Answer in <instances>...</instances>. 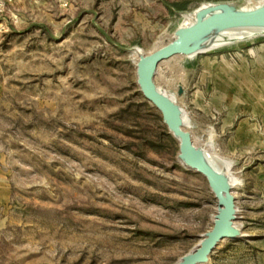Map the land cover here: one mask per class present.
<instances>
[{"label": "rangeland", "instance_id": "rangeland-1", "mask_svg": "<svg viewBox=\"0 0 264 264\" xmlns=\"http://www.w3.org/2000/svg\"><path fill=\"white\" fill-rule=\"evenodd\" d=\"M14 0L0 14V264H174L216 201L138 92L135 55L203 4ZM258 1V0H252ZM186 3V10L173 4ZM186 131L236 180V225L209 264H264V39L160 64ZM179 89L182 94L177 95Z\"/></svg>", "mask_w": 264, "mask_h": 264}, {"label": "water", "instance_id": "water-1", "mask_svg": "<svg viewBox=\"0 0 264 264\" xmlns=\"http://www.w3.org/2000/svg\"><path fill=\"white\" fill-rule=\"evenodd\" d=\"M262 39L264 0H247L244 4L220 2L203 4L185 14L171 39L151 53L143 54L136 49L139 52L135 58L138 92L160 114L168 134L177 143L179 163L205 180L216 201L210 230L193 250L174 264H209L212 254L223 241L240 240L246 235L236 225L238 217L234 187L226 166L207 150L194 144L184 127V109L155 82L158 67L175 58L192 59ZM181 94L182 89H179L177 95Z\"/></svg>", "mask_w": 264, "mask_h": 264}, {"label": "bare ground", "instance_id": "bare-ground-1", "mask_svg": "<svg viewBox=\"0 0 264 264\" xmlns=\"http://www.w3.org/2000/svg\"><path fill=\"white\" fill-rule=\"evenodd\" d=\"M139 52L136 50L135 52H134V55H135V58H136V55L138 54ZM184 127H185V129H186V127L188 126V121H187V119L186 118H184ZM226 168H227V171L229 172V174H230V176H231V179H232V185H233V187H235L236 186V180H235V178L233 177V175H232V173L230 172V165H226Z\"/></svg>", "mask_w": 264, "mask_h": 264}, {"label": "built area", "instance_id": "built-area-1", "mask_svg": "<svg viewBox=\"0 0 264 264\" xmlns=\"http://www.w3.org/2000/svg\"><path fill=\"white\" fill-rule=\"evenodd\" d=\"M14 0H0V14L4 12L6 7L10 5Z\"/></svg>", "mask_w": 264, "mask_h": 264}, {"label": "trees", "instance_id": "trees-1", "mask_svg": "<svg viewBox=\"0 0 264 264\" xmlns=\"http://www.w3.org/2000/svg\"><path fill=\"white\" fill-rule=\"evenodd\" d=\"M173 7L177 10H180V11L186 10V3H184V4H173Z\"/></svg>", "mask_w": 264, "mask_h": 264}]
</instances>
